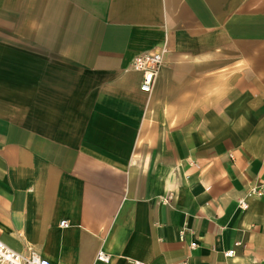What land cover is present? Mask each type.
<instances>
[{
    "label": "crops",
    "instance_id": "crops-1",
    "mask_svg": "<svg viewBox=\"0 0 264 264\" xmlns=\"http://www.w3.org/2000/svg\"><path fill=\"white\" fill-rule=\"evenodd\" d=\"M162 48L142 93L131 61ZM0 240L264 264V0H0Z\"/></svg>",
    "mask_w": 264,
    "mask_h": 264
},
{
    "label": "built area",
    "instance_id": "built-area-1",
    "mask_svg": "<svg viewBox=\"0 0 264 264\" xmlns=\"http://www.w3.org/2000/svg\"><path fill=\"white\" fill-rule=\"evenodd\" d=\"M165 49H159L152 52H143L136 55L130 64V69L141 75V81L139 89L142 93H149L152 89L154 79L159 71L160 65L162 63L163 55ZM251 194L261 197L263 192L261 190H252ZM239 208L245 210L247 205L244 201L239 202ZM61 227H65V221L60 223ZM238 244V243H237ZM190 247L194 248L195 244L191 243ZM233 255V250H229L225 253L226 257H231ZM96 260L107 263L109 257L102 251H99L96 255ZM0 264H52L47 259L40 257L36 252L30 251L28 254H21L13 251L7 247L0 240ZM142 264V263H135Z\"/></svg>",
    "mask_w": 264,
    "mask_h": 264
}]
</instances>
